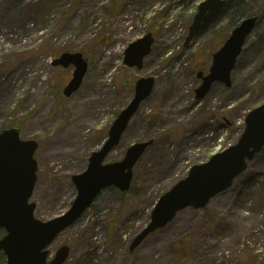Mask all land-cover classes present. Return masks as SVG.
Returning a JSON list of instances; mask_svg holds the SVG:
<instances>
[{
    "label": "rangeland",
    "instance_id": "obj_1",
    "mask_svg": "<svg viewBox=\"0 0 264 264\" xmlns=\"http://www.w3.org/2000/svg\"><path fill=\"white\" fill-rule=\"evenodd\" d=\"M38 1L0 0V131L16 122L21 138L38 142L35 216L48 219L69 207L76 194L71 176L105 140L135 80L155 77L151 95L105 158L119 160L132 142L154 139L133 168L130 189H102L50 252L68 244L63 264H264V147L203 208L180 209L129 251L158 197L193 165L237 142L246 114L264 102V0H227L187 45L201 0H42L48 9L35 17ZM252 13L259 18L231 71V86L215 82L196 99V72L208 71L212 53ZM148 31L154 43L143 67H127L124 49ZM64 51L88 60L69 97L61 90L73 68L51 64Z\"/></svg>",
    "mask_w": 264,
    "mask_h": 264
},
{
    "label": "water",
    "instance_id": "obj_2",
    "mask_svg": "<svg viewBox=\"0 0 264 264\" xmlns=\"http://www.w3.org/2000/svg\"><path fill=\"white\" fill-rule=\"evenodd\" d=\"M224 2H199L184 45L217 14ZM256 20L257 16L244 18L213 53L209 72L205 75L202 71L197 73L202 83L195 90L196 98H202L214 81L231 85L230 72ZM153 40L152 33L147 32L130 42L124 50V64L142 68L143 59L150 53ZM52 64L75 66L71 79L62 91L65 96H69L79 88L87 70V60L81 52H63ZM154 82L153 76L140 77L135 81L133 97L116 116L102 146L91 153L84 171L72 175L77 193L69 209L48 220L34 217L35 203L29 202L37 179V161L34 158L37 142L34 139H21L16 127L0 131V227L6 231L0 238V250L6 256L5 264H62L69 254L67 245L60 246L54 257L50 261L46 260L49 251L44 249L56 235L80 216L102 188L114 185L120 191L129 189L133 166L153 139L131 144L124 158L119 161L103 163V160L118 144L130 118L150 95ZM244 123L243 132L236 143L214 153L206 162L193 165L187 176L157 199L149 222L132 239L129 250L135 249L150 232L169 222L180 209L205 206L210 198L228 188L234 178L246 169L248 162L264 146V102L247 113Z\"/></svg>",
    "mask_w": 264,
    "mask_h": 264
},
{
    "label": "trees",
    "instance_id": "obj_3",
    "mask_svg": "<svg viewBox=\"0 0 264 264\" xmlns=\"http://www.w3.org/2000/svg\"><path fill=\"white\" fill-rule=\"evenodd\" d=\"M33 6H35L36 8V11L33 12L35 17H38L40 14H43L44 12V9H48V6L42 1V0H39L36 4H34ZM13 19H17L16 16L13 18ZM28 20V18L24 19L22 21L23 22H26ZM49 52L51 53H56L55 49L53 48H49L48 49ZM12 125L14 126H17L18 127V124H16V122H14ZM0 264H4V256L2 255V253H0Z\"/></svg>",
    "mask_w": 264,
    "mask_h": 264
},
{
    "label": "bare ground",
    "instance_id": "obj_4",
    "mask_svg": "<svg viewBox=\"0 0 264 264\" xmlns=\"http://www.w3.org/2000/svg\"><path fill=\"white\" fill-rule=\"evenodd\" d=\"M82 120L84 121V119H82ZM81 123H82V122H81ZM64 136L66 137V138H65L66 141L69 140V139H71V138H70V136H71L70 132H69V133H66ZM48 153H50V152H48Z\"/></svg>",
    "mask_w": 264,
    "mask_h": 264
}]
</instances>
